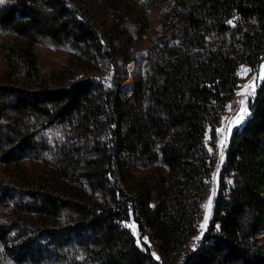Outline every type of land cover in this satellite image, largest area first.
<instances>
[{
	"label": "trees",
	"instance_id": "1",
	"mask_svg": "<svg viewBox=\"0 0 264 264\" xmlns=\"http://www.w3.org/2000/svg\"><path fill=\"white\" fill-rule=\"evenodd\" d=\"M161 32L137 83L41 79L33 46H70L77 66L129 59L150 0H7L0 35V253L29 264H264V78L232 134L210 229L192 253L213 168L206 133L219 122L242 65L264 59V0H160ZM32 163L25 169L21 163ZM159 162L137 176L130 166ZM231 179V185L226 179ZM151 234L161 261L127 227ZM140 241V244H139Z\"/></svg>",
	"mask_w": 264,
	"mask_h": 264
},
{
	"label": "rangeland",
	"instance_id": "2",
	"mask_svg": "<svg viewBox=\"0 0 264 264\" xmlns=\"http://www.w3.org/2000/svg\"><path fill=\"white\" fill-rule=\"evenodd\" d=\"M73 5H83L84 1L99 2L103 0H69ZM152 5L146 9L133 6L134 12L139 13L145 19L146 31L138 38H134L129 49V59L126 61H116L113 64L101 62L97 70H92L86 66H77V60L74 50L67 45H54L52 43H41L33 46V52L36 57L38 73L41 79L55 78L64 72L65 81L75 77L80 79L92 80L97 85L111 87L118 83L125 87L132 83L139 82L145 75L148 67V51L154 37L161 32L162 5L160 0H150ZM7 3V0L0 2V6ZM17 38L10 34L0 35V83L8 70L6 51L3 47L6 45H16ZM264 78V59L258 65H242L238 71V83L232 97L227 101L224 110L221 113L219 122L214 129H209L206 133V142L208 150L212 156L213 170L208 182L207 190L203 196L201 210L196 219V232L185 244L184 254L187 255L196 250L201 240L208 233L213 219V205L221 193L220 176L227 162V150L232 134L235 130L242 127L250 115L248 108L249 99L255 94L256 88ZM60 79V78H58ZM57 79V80H58ZM32 165L29 161L21 163V168ZM132 171L141 177H149L156 171H162L159 162H152L146 167L140 166L134 162L130 166ZM14 166H7L0 163V181L14 174ZM227 184L231 185V179H226ZM12 205L6 203L0 206V227H7V217ZM127 227L132 233L147 244L152 255L158 261L161 257L158 253L155 241L151 234L141 236L137 224L133 221L127 223ZM139 241V244H140ZM264 242V236L260 238ZM7 252L0 253V264H29L21 263L9 258Z\"/></svg>",
	"mask_w": 264,
	"mask_h": 264
},
{
	"label": "snow or ice",
	"instance_id": "3",
	"mask_svg": "<svg viewBox=\"0 0 264 264\" xmlns=\"http://www.w3.org/2000/svg\"><path fill=\"white\" fill-rule=\"evenodd\" d=\"M0 2H3V0H0Z\"/></svg>",
	"mask_w": 264,
	"mask_h": 264
}]
</instances>
